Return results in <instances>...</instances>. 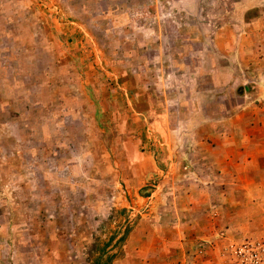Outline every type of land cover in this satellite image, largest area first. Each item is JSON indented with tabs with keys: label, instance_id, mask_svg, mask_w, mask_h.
<instances>
[{
	"label": "rangeland",
	"instance_id": "374dc122",
	"mask_svg": "<svg viewBox=\"0 0 264 264\" xmlns=\"http://www.w3.org/2000/svg\"><path fill=\"white\" fill-rule=\"evenodd\" d=\"M125 226L111 264H264V0H0V264Z\"/></svg>",
	"mask_w": 264,
	"mask_h": 264
},
{
	"label": "trees",
	"instance_id": "16d2710c",
	"mask_svg": "<svg viewBox=\"0 0 264 264\" xmlns=\"http://www.w3.org/2000/svg\"><path fill=\"white\" fill-rule=\"evenodd\" d=\"M128 228L127 226L124 227V229L121 231V233L118 235L117 239L112 243L111 247H109V243L111 241V237L107 239V242L101 243L100 246H98V243H94L91 246L92 251L94 250L96 252V255L94 257H91L89 259L88 264H111V262L114 260L115 255L111 254V249L114 247H117L120 242L125 238L127 234ZM90 249V251H91Z\"/></svg>",
	"mask_w": 264,
	"mask_h": 264
},
{
	"label": "crops",
	"instance_id": "0c3cea01",
	"mask_svg": "<svg viewBox=\"0 0 264 264\" xmlns=\"http://www.w3.org/2000/svg\"><path fill=\"white\" fill-rule=\"evenodd\" d=\"M143 157V156H142Z\"/></svg>",
	"mask_w": 264,
	"mask_h": 264
}]
</instances>
